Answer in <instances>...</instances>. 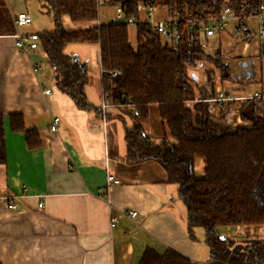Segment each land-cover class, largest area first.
<instances>
[{
    "label": "crops",
    "instance_id": "0c3cea01",
    "mask_svg": "<svg viewBox=\"0 0 264 264\" xmlns=\"http://www.w3.org/2000/svg\"><path fill=\"white\" fill-rule=\"evenodd\" d=\"M4 1L12 17L30 12L33 3L40 8L35 0ZM114 17H101L92 28L84 26L91 22L63 18V27L90 30ZM52 25L46 31L53 30ZM247 25L256 32L264 30V13L250 16ZM137 27L135 43L129 28L134 48ZM39 30L33 25L23 28L27 34H40ZM14 34L0 36V115L5 117L7 158L0 164V264H141L147 250L158 255L173 251L193 264H211L204 232L195 231L197 241L189 236L187 208L165 169L153 161H126L125 129L130 125L122 110L111 115L107 110L100 46L69 45L64 52L87 65L85 95L92 110L82 111L58 89L56 71L43 48L22 55ZM206 41L215 47L210 52L221 51L229 76L223 77L211 62L190 67L198 101L214 116L223 114L232 126L246 123L240 116L245 100L261 102L264 114V40L257 36L243 41L225 32ZM37 62L38 74L33 69ZM46 90L52 94L46 95ZM151 109L145 131L151 138H163L168 135L167 125L156 106ZM12 114L24 117L26 129L38 131L40 147L30 148L26 134L11 129ZM55 117L60 122L53 132ZM112 117L120 124L109 121ZM110 177L119 183L109 182ZM218 231L236 242L264 239L263 225Z\"/></svg>",
    "mask_w": 264,
    "mask_h": 264
},
{
    "label": "trees",
    "instance_id": "16d2710c",
    "mask_svg": "<svg viewBox=\"0 0 264 264\" xmlns=\"http://www.w3.org/2000/svg\"><path fill=\"white\" fill-rule=\"evenodd\" d=\"M37 2L54 27L39 37L56 71L58 89L80 110H92L85 95L87 65L64 52L69 45H99L104 96L110 106L132 118L133 125L125 129L126 161H153L165 169L167 180L178 186L179 198L187 208L189 236L197 241L195 231L204 230L209 263L264 264V239L236 242L218 231L222 227L264 226L263 104L245 100L240 116L250 125L231 126L223 114L214 116L198 101L189 76V68L203 61L215 64L223 77L229 76L221 51L212 53L204 48L208 41L202 27L210 19L222 17L225 8L231 9L234 19L261 16L264 0H108V5L121 7L127 16L135 17L136 48L129 38V24L115 17L90 30L63 27L65 17L73 23L98 21L105 6L102 0ZM140 5L167 8L169 17L178 22L180 39L166 34L175 43H164L152 23L142 22ZM193 19L198 23L190 29ZM15 32L13 17L5 1L0 0V36ZM154 106L168 129V135L159 142L144 128ZM9 119L14 132L26 134L30 148L41 146L38 131L26 129L22 115L12 114ZM5 136V117L0 115V164L7 161ZM199 159L205 164L200 178L196 176ZM146 252L141 264H193L177 252Z\"/></svg>",
    "mask_w": 264,
    "mask_h": 264
},
{
    "label": "built area",
    "instance_id": "2783aa9c",
    "mask_svg": "<svg viewBox=\"0 0 264 264\" xmlns=\"http://www.w3.org/2000/svg\"><path fill=\"white\" fill-rule=\"evenodd\" d=\"M108 0H102V3L106 6ZM150 9V12L148 13V16L151 18L153 13L157 10L155 7H148ZM116 14L115 18L117 21L122 22L125 21L129 26H137L135 17L127 16L125 10L121 7H116ZM14 26L16 29V33L14 36V43L15 47L18 49V51L22 55H32L35 52H37L39 49L42 48L40 37L38 33L34 34H27L23 32L24 27H30L33 25V17L31 14H29L27 11H22L17 13L13 17ZM198 21L196 19H193L190 22V29H193L195 24H197ZM177 24L178 22L176 20H172L171 18L165 22L158 21L156 22L154 26V30L158 32L161 35H168L171 37L176 38L177 40L180 39L181 36L178 34L177 30ZM203 34L208 37H214L219 34H223L225 32H229L233 35H239L243 41H249L252 38H255L259 36L262 40H264V30H259L258 32L254 31L252 28L250 29L247 25V19L238 17L236 19L231 17V9L225 8L224 13L222 14V17L220 18H212L208 21V23H205L202 27ZM35 65H38L37 63H34V71L35 73L41 72L40 68L36 67ZM117 74L114 73L113 76H116ZM46 95H51L52 90H46ZM256 97H261L260 94H256ZM104 106V110H105ZM103 110V111H104ZM104 116L106 117V113L104 111ZM60 122L59 117H55L52 124H51V130L53 132L58 130V124ZM109 182L112 183H119L117 179L110 177ZM10 207L12 209H15V201L10 199ZM132 217H137L138 213L136 211L130 212Z\"/></svg>",
    "mask_w": 264,
    "mask_h": 264
},
{
    "label": "rangeland",
    "instance_id": "374dc122",
    "mask_svg": "<svg viewBox=\"0 0 264 264\" xmlns=\"http://www.w3.org/2000/svg\"><path fill=\"white\" fill-rule=\"evenodd\" d=\"M35 1L37 2V0H35ZM29 10H30V12L28 11L29 14H31L32 17H33V27L34 28H36V29L39 28L40 29L39 31H41V32L46 31L47 29H49V26H50V24H52V21L50 19V16L47 13L41 12L39 6L37 7L36 4H34V3H33V5H30ZM115 10H116V8L113 7V6H111V5H108L107 4L106 6H103L101 8L102 18L104 20H108L109 18H112L116 14V11ZM139 10H140V17H141L142 22L145 21V22H148V23H152L153 26H155L156 22H158V21L165 22V21H167V20L170 19L169 15H168L167 8L157 9L153 13V15L151 16V18L148 16V13L150 12V9L148 7H145L144 5H140ZM103 14H106V16H104ZM65 18H68V17H65ZM84 26H87L89 28H92L93 27L92 26V23L91 24H84ZM129 28H130V32H131L132 38H134L133 39L134 40L133 43H135L136 38H135V33H134V31H135L134 30V26L129 27ZM161 36L164 38V43L169 42V45L170 46H172L175 43V41L172 38H167L164 35H161ZM205 46L207 48L206 50H208V51H214V48L215 47L212 45V43H210V42L207 43L206 42L205 43ZM262 76L264 77V62H263ZM100 105H102V103ZM115 109H118V108H116V107H114L112 105L107 108V110L109 111L110 115L111 114H117V113H119ZM121 114H123V117L125 118V121L130 126L133 125L132 124V118H131V116L128 113L123 112ZM112 120L113 121H117L120 124V122H119V120H118L117 117H112V119H110L109 121H112ZM242 125L243 126H249L250 124L246 122V123H243ZM235 127H238V126H235ZM152 139L154 141L159 142L162 139V137H154V136H152ZM196 164H197V166H196V168H197L196 169V176L198 178H200L204 174V166H205V164L203 163V161L201 159L197 160L196 161ZM202 231H204V230H201V232Z\"/></svg>",
    "mask_w": 264,
    "mask_h": 264
}]
</instances>
